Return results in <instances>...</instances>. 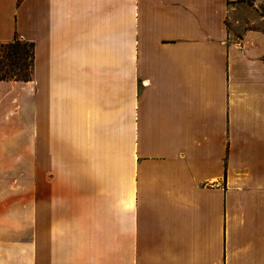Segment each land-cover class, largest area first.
<instances>
[{"label":"crops","instance_id":"1","mask_svg":"<svg viewBox=\"0 0 264 264\" xmlns=\"http://www.w3.org/2000/svg\"><path fill=\"white\" fill-rule=\"evenodd\" d=\"M16 37L0 264H264V0H0Z\"/></svg>","mask_w":264,"mask_h":264},{"label":"trees","instance_id":"2","mask_svg":"<svg viewBox=\"0 0 264 264\" xmlns=\"http://www.w3.org/2000/svg\"><path fill=\"white\" fill-rule=\"evenodd\" d=\"M24 42L21 38L16 37L11 43L0 45V81H32L35 47L33 43ZM23 46L30 47L32 54L29 55ZM1 53H5L6 61L3 65L1 63Z\"/></svg>","mask_w":264,"mask_h":264},{"label":"rangeland","instance_id":"3","mask_svg":"<svg viewBox=\"0 0 264 264\" xmlns=\"http://www.w3.org/2000/svg\"><path fill=\"white\" fill-rule=\"evenodd\" d=\"M240 34V33H239ZM239 34H236V36L235 37H239ZM25 43V42H24ZM24 47V49H25V51L29 54V55H31L32 54V49L30 48V47H25V46H23ZM6 61V59H5V53H1V63H2V65H3V63ZM2 74H3V72H2Z\"/></svg>","mask_w":264,"mask_h":264}]
</instances>
